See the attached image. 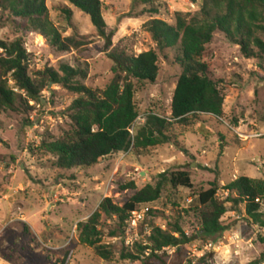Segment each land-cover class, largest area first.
<instances>
[{
    "label": "rangeland",
    "instance_id": "374dc122",
    "mask_svg": "<svg viewBox=\"0 0 264 264\" xmlns=\"http://www.w3.org/2000/svg\"><path fill=\"white\" fill-rule=\"evenodd\" d=\"M100 1L107 32H115L110 49L90 17L67 0H47V7L62 38L74 40L76 46L69 51H58L44 37L25 30L23 21L3 11L0 40H23L32 76L70 65L85 71L87 78L81 82L96 91H104L113 80V62L108 57L113 49L132 55L155 51L160 70L156 83L131 80L139 114L131 129L135 136L149 115L170 117L182 74L177 62L180 48L160 51L145 25L153 19L173 25L179 14L198 16L203 0H159L150 5L140 0ZM65 8L72 11L71 17L64 13ZM204 61L211 63L221 82V118H191L192 125L174 127V143L131 148L91 168L61 170L56 157L44 148L45 142L58 140L72 130L67 111L77 94L51 83L40 105L30 103L36 107L33 113L0 109V264H61L66 258L67 264H141L124 256L134 254L144 259L139 245H149L153 229L171 233L176 223L193 240L179 249L156 252L161 260L152 264L259 263L264 257V230L252 224L245 204L227 205L228 212L222 218L226 230L214 237L199 234L197 212L190 205L215 181L224 187L240 177L264 180V59L246 58L240 46L217 31ZM9 87L18 92L13 81ZM179 171L190 173L193 189L173 187L170 175ZM163 181L160 199L146 207L153 213H144L137 226L130 221L121 228L117 218L102 215L98 227L102 244L112 253L110 260L100 258L93 248L80 242L79 223L99 211L104 199L122 207L138 191ZM132 182L136 190H122ZM228 195L222 188L218 191L220 201H226ZM209 243L215 248L206 250Z\"/></svg>",
    "mask_w": 264,
    "mask_h": 264
},
{
    "label": "trees",
    "instance_id": "16d2710c",
    "mask_svg": "<svg viewBox=\"0 0 264 264\" xmlns=\"http://www.w3.org/2000/svg\"><path fill=\"white\" fill-rule=\"evenodd\" d=\"M67 1L90 17L107 49L112 48L115 32H107L101 1ZM140 1L150 5L159 0ZM0 11L23 21L25 30L44 37L60 52H67L76 46L74 40L63 39L52 23L47 0H0ZM63 11L71 17L70 9L65 8ZM145 28L160 51L180 48L177 62L182 74L172 98L170 117L149 115L135 136L131 133L139 117L131 80L156 83L160 70L155 51L132 55L126 50L113 49L108 54L113 62V80L104 91H96L81 82L87 78V73L70 65L62 64L59 70L50 68L32 76L28 66L29 54L20 38L11 43L0 40V109L33 113L35 105L42 103L43 92L51 83L77 94L79 97L67 111L72 130L58 140L45 142L44 148L56 157V166L61 170L91 168L101 160L128 152L131 148L140 150L174 143V127L192 125L191 118L223 116L221 82L216 79L211 63L204 61L207 47L217 31L222 32L230 43L240 46L246 58L264 59V0H203L198 16L189 18L179 14L173 25L153 19L146 23ZM9 81L14 82L18 92L9 87ZM31 102L35 105H30ZM31 125L29 123L28 126ZM170 183L175 188H194L187 171L172 173ZM164 185L165 181L155 187L146 186L122 207L115 205L111 199H104L99 211L87 222L79 223L80 242L93 248L100 258L110 260L112 253L102 244V233L98 227L102 215L108 219L117 218L120 227L126 228L127 220L135 211L160 199ZM221 188L229 193L226 201L218 199ZM136 189V184L132 182L122 190ZM257 199L264 200V180L240 177L224 187L218 181L213 182L210 189L194 198L190 209L197 212L201 225L199 234L207 237L225 232L222 218L228 212V204H245L246 214L252 224L264 230V213L260 212V206L255 202ZM151 213L153 211H149ZM149 240V245H139V252L145 256L144 259L134 254L125 255L124 259L152 264L155 259L161 260L156 252L169 247L179 249L193 239L176 223L171 233L155 227ZM147 251H150L148 256ZM263 260L264 257L255 264ZM67 263L66 258L61 264Z\"/></svg>",
    "mask_w": 264,
    "mask_h": 264
},
{
    "label": "built area",
    "instance_id": "2783aa9c",
    "mask_svg": "<svg viewBox=\"0 0 264 264\" xmlns=\"http://www.w3.org/2000/svg\"><path fill=\"white\" fill-rule=\"evenodd\" d=\"M257 204H259L260 206V212L261 213H264V200L262 199H257L255 201ZM149 212V209L146 207L144 208H141L140 210L138 211H135L132 216L127 220V224H130V221L132 222L131 224L137 226V222L141 220L142 218V215L146 212ZM213 248H215V245L213 243H209L208 245H206L205 249L206 250H212ZM261 264H264V260L261 262Z\"/></svg>",
    "mask_w": 264,
    "mask_h": 264
}]
</instances>
